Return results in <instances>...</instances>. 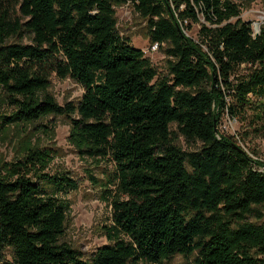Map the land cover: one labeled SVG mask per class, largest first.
I'll return each mask as SVG.
<instances>
[{
    "label": "trees",
    "instance_id": "obj_1",
    "mask_svg": "<svg viewBox=\"0 0 264 264\" xmlns=\"http://www.w3.org/2000/svg\"><path fill=\"white\" fill-rule=\"evenodd\" d=\"M127 3L165 74L118 31ZM51 73L82 97L59 105ZM0 90L1 130L62 117L81 157L113 163L107 243L86 257L64 239L77 182L40 147L1 162L0 264H264V171L240 143L264 138V27L253 35L234 0H0ZM247 111L250 132L219 133Z\"/></svg>",
    "mask_w": 264,
    "mask_h": 264
},
{
    "label": "rangeland",
    "instance_id": "obj_2",
    "mask_svg": "<svg viewBox=\"0 0 264 264\" xmlns=\"http://www.w3.org/2000/svg\"><path fill=\"white\" fill-rule=\"evenodd\" d=\"M240 9V19L251 23L253 35H257L261 27H264V0H234ZM117 28L120 34L130 40V44L141 50L144 56L157 69L158 73H166L168 58L163 52L164 45L152 44L146 35V21L135 12L133 6L127 3L115 7ZM19 21L23 19L18 17ZM190 30L186 35L197 39L198 25L190 24ZM30 39L26 35L21 40L11 38L6 41L11 44H29ZM48 92L59 105L65 102L77 101L83 95L82 88L70 79H60L53 73L48 74ZM3 94L0 90V112H10V108L3 103ZM250 112L239 116L232 124V129L221 132L225 135H237L250 132ZM222 122V117L220 118ZM219 121V123H221ZM70 125L62 117L47 116L38 122L0 129V163L10 162L22 155L29 147H40L50 154L48 172L66 173L78 184V189L69 193L66 199L70 207L67 214L65 241L73 248L79 250L86 257L91 255L98 247L105 245L107 240L103 233V227L111 222V197L104 190L109 189L106 182L113 172V163L110 159H90L81 157L68 142ZM234 131V134H233ZM178 143L184 150L187 148L182 139ZM246 148V154L264 158V138L254 137L251 133L240 142ZM252 159V158H251ZM258 167V166H257ZM113 190V189H111ZM7 261L12 264L9 255ZM162 264H192L191 259L175 256Z\"/></svg>",
    "mask_w": 264,
    "mask_h": 264
},
{
    "label": "built area",
    "instance_id": "obj_3",
    "mask_svg": "<svg viewBox=\"0 0 264 264\" xmlns=\"http://www.w3.org/2000/svg\"><path fill=\"white\" fill-rule=\"evenodd\" d=\"M235 122H236V120H233V119L229 118L227 115L222 116V122L219 123V125H218L219 133L221 134V132H223L225 130L227 131L228 130L227 128L232 129V124L235 123ZM233 134H234V131H233ZM248 155L253 160L258 161L259 163H261V166H259L258 169L260 171H264V158H260V157H256V156L254 157V156H252V154H248Z\"/></svg>",
    "mask_w": 264,
    "mask_h": 264
}]
</instances>
